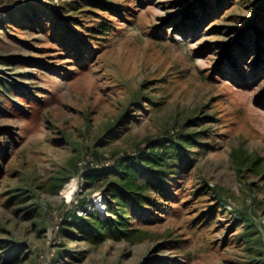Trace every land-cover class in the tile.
<instances>
[{
  "label": "rangeland",
  "instance_id": "rangeland-1",
  "mask_svg": "<svg viewBox=\"0 0 264 264\" xmlns=\"http://www.w3.org/2000/svg\"><path fill=\"white\" fill-rule=\"evenodd\" d=\"M0 264H264V0H0Z\"/></svg>",
  "mask_w": 264,
  "mask_h": 264
},
{
  "label": "trees",
  "instance_id": "trees-1",
  "mask_svg": "<svg viewBox=\"0 0 264 264\" xmlns=\"http://www.w3.org/2000/svg\"><path fill=\"white\" fill-rule=\"evenodd\" d=\"M228 50L225 53V56L228 57L229 59H231V54H230V49L231 46L227 47ZM165 145H163L162 147H164ZM123 163H118L112 166H106V165H102V166H98V167H93L91 169V173L88 174V176L90 177H96L98 179H103V178H107L110 175H116L117 177H119L120 179V184L116 183V182H112L111 183V188L114 190V193L112 194L113 198H116L118 195L124 197V198H136L135 197V189H136V184L134 183V181L130 178V175H132V172H129L126 167L124 168ZM126 169V170H124ZM104 199V196H103ZM102 199V200H103ZM103 203V202H102Z\"/></svg>",
  "mask_w": 264,
  "mask_h": 264
}]
</instances>
